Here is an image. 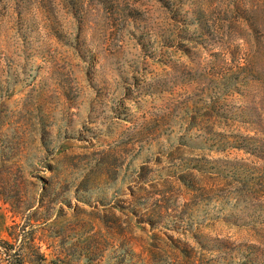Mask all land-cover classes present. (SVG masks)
I'll return each instance as SVG.
<instances>
[{
    "label": "rangeland",
    "instance_id": "374dc122",
    "mask_svg": "<svg viewBox=\"0 0 264 264\" xmlns=\"http://www.w3.org/2000/svg\"><path fill=\"white\" fill-rule=\"evenodd\" d=\"M17 251L264 264V0H0V264Z\"/></svg>",
    "mask_w": 264,
    "mask_h": 264
},
{
    "label": "trees",
    "instance_id": "16d2710c",
    "mask_svg": "<svg viewBox=\"0 0 264 264\" xmlns=\"http://www.w3.org/2000/svg\"><path fill=\"white\" fill-rule=\"evenodd\" d=\"M10 249H12V246ZM12 256L14 257L15 264H22V260L20 258V255L18 254V251L15 252V254H13Z\"/></svg>",
    "mask_w": 264,
    "mask_h": 264
}]
</instances>
